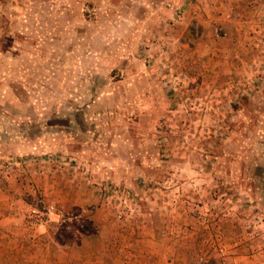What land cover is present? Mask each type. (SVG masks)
Here are the masks:
<instances>
[{"label": "rangeland", "instance_id": "374dc122", "mask_svg": "<svg viewBox=\"0 0 264 264\" xmlns=\"http://www.w3.org/2000/svg\"><path fill=\"white\" fill-rule=\"evenodd\" d=\"M69 1L0 0V32L6 20L9 30L22 28L14 18L26 6L62 11L41 17L32 32L37 25L39 32L54 29L56 58L67 59L61 72L75 75L68 87L60 84L72 97L52 99L26 81L15 98L6 90L21 84L0 73V175L19 166L6 150L16 149L22 136L26 165L66 167L72 186L91 191L86 203L69 205L34 178L23 181L33 207L37 187L43 209L54 204L71 217L53 212L35 222L30 210L28 220L47 227L38 235L58 250L88 247L95 252L91 264H264V2L151 0L147 11L166 18L135 34L126 19L101 22V29L104 0ZM64 2L68 9L55 6ZM137 6L141 15L145 6ZM3 67L18 72L16 64ZM87 71L93 78L83 85L80 74ZM87 91L92 97L85 101ZM97 91L105 92L100 100ZM21 107L31 117L20 115ZM54 107L64 115L57 118ZM75 107L87 112L79 117L89 133L34 155L36 135L48 122L57 123L54 133L62 139H75L69 135L74 123L66 124ZM63 149L78 153V161L60 154ZM9 163L14 167L6 173Z\"/></svg>", "mask_w": 264, "mask_h": 264}, {"label": "crops", "instance_id": "0c3cea01", "mask_svg": "<svg viewBox=\"0 0 264 264\" xmlns=\"http://www.w3.org/2000/svg\"><path fill=\"white\" fill-rule=\"evenodd\" d=\"M67 1L69 4L70 1ZM164 1L165 0L162 2ZM262 1L264 2V0ZM138 3H142L145 6L142 7L143 13L141 15H137L136 13L135 8H139L137 6ZM152 3L151 0H104V5H102L105 9L100 11L97 22L103 30L101 22L108 26L111 24L112 19L116 20L114 22L116 24L118 23V19H126L128 20L127 23H132L129 26L131 27V29H129L130 33L136 34L138 26L142 30H148L151 21L155 20V18H157L159 24L166 18L165 15H158V13L152 11V9L149 10V12L147 11L149 7L151 8ZM68 4L64 2L61 6L58 4L55 6L68 9ZM25 9L26 10H23L14 18H19L18 22H20L21 25L23 24L22 28L11 31L7 26V24H10V21L6 20V26H4V28H2L3 30L1 29L0 32V35L2 34L0 36L2 37L0 38V54L3 55V60H0V73L2 72L1 75L4 76L5 80L9 75H12L11 79L6 80L7 82L9 81L10 83H13L16 81L21 84V86L9 85V89L6 90V93L12 94L15 98L16 96L18 97L17 93L23 94L25 90H27V87L22 85L26 81V83H35L39 85L34 89L36 93H45L47 97L52 99L65 98L67 96L72 97L70 89L60 87L61 83L68 87V85L75 80V75H71L68 70L66 74L61 72V68L64 69L67 59L56 58V56H59L56 40V38H59V35L55 33L54 29H46L47 31L43 30L39 32V29L41 28L40 25H37L38 27L34 29L36 31L32 32L34 24L40 22V20H42L41 17H44V20H47L49 19L48 15L54 18L62 11L55 9L56 11L53 10L44 13L37 9L29 10L27 6ZM155 13L157 16H155ZM7 18L13 19V16ZM127 31L125 32L128 33ZM125 32H123V34ZM99 50H101L100 52L101 54L103 53L104 56L106 47ZM49 53L51 54L50 57L48 55ZM82 62L85 65L88 60L84 59ZM9 64L18 65V72L13 70H2V66L10 68ZM23 66L25 68L22 70L21 67L23 68ZM26 69H31V71H29L30 73L25 72ZM92 78L93 74L90 73V71H87L86 74L83 72V74H80L79 82L83 85H87ZM87 92L88 93L83 96L85 101L92 97V94L89 93L90 91ZM104 95V91H97L94 99L100 100ZM69 107L71 108L70 105ZM33 108L34 110L32 111L37 112L39 116L44 114V112L41 113L42 109L39 107ZM38 108L40 110H37ZM81 110L83 111L84 117H86L87 112L79 107L70 109L67 114L69 117V122L66 123L67 126L70 127L69 125L74 123V128H72L73 131L71 130L72 132H69V135L75 139H70L69 136L63 137L62 139L59 134L54 133L56 129L53 127L54 125L56 126L57 123L48 122V126L43 125L44 128H39L36 135V142H34L36 148L32 149L35 151L34 155L39 154L38 150L40 148L50 144L53 145L56 142L61 143L65 138H67L65 140L66 144L79 143L76 134L82 133L87 135L89 133L85 122L79 117ZM8 111H10V113H17L12 110ZM53 112L57 114V118L64 115V112H61L59 108L53 109ZM19 114L31 117L29 115V110L26 107H21ZM39 121L41 120H37L38 127H40V124H38ZM74 132H76L75 135ZM27 139L28 138L24 140V137L20 136L19 142L14 143L17 145L16 149L12 146L8 147L12 148V150L5 149L6 151H9L12 156L9 158H11L12 161H15L14 163L17 165L19 164V166L14 167L12 174L9 176L0 175V264H73L72 261H74V259H77V261L81 260L82 264H91L90 259L95 252L88 249V247H85L84 251L80 250L78 252H75V250L55 249L53 248V245L50 246V242L46 243L44 236H41L40 234L38 235L37 233L38 231H46V225L33 224L28 220L27 215L33 207V204L31 200L25 196L26 186L23 185V181L25 182V180L34 178L45 190L49 191L52 197L69 205H82L86 203L89 201L91 191L88 187H84V185L79 186L78 189L72 186L70 178H68L70 172L66 167L60 168L61 166L57 165L56 167L59 170L50 168L51 164L43 167L40 161L36 163L34 162V164L28 162L29 164L26 165L27 156L25 154L26 152H24V148L26 147L25 144L28 142ZM80 143H82V141H80ZM85 145L88 146L89 141L86 140V142H83L82 146L84 147ZM60 154L66 158H70L73 162L78 161L76 157L80 156L78 153L68 152L67 149H63ZM72 176H74V173H72ZM51 219L52 221H55L53 220L55 219L54 217ZM52 248L54 250H52Z\"/></svg>", "mask_w": 264, "mask_h": 264}, {"label": "built area", "instance_id": "2783aa9c", "mask_svg": "<svg viewBox=\"0 0 264 264\" xmlns=\"http://www.w3.org/2000/svg\"><path fill=\"white\" fill-rule=\"evenodd\" d=\"M13 164L9 163L7 164V166L5 167V172L6 173H11L13 170ZM33 188V192L35 195H37V204L36 206H34L31 209L30 215L32 217V219L35 222H42L47 216L49 217V215L53 212L58 213L60 216H62L64 218V220H66L67 218H71L70 216H65L64 210L62 209H58L54 204H48L44 206V209L42 208L43 204H44V198L43 195L39 192L37 187H32Z\"/></svg>", "mask_w": 264, "mask_h": 264}, {"label": "trees", "instance_id": "16d2710c", "mask_svg": "<svg viewBox=\"0 0 264 264\" xmlns=\"http://www.w3.org/2000/svg\"><path fill=\"white\" fill-rule=\"evenodd\" d=\"M63 236H66L67 238H71V235H69V234H64ZM59 241H60L61 243H65V241L62 240V239H59Z\"/></svg>", "mask_w": 264, "mask_h": 264}]
</instances>
